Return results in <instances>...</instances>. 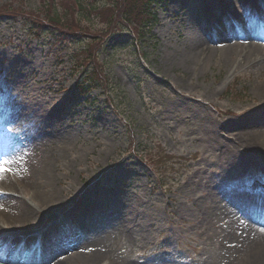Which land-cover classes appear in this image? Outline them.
<instances>
[{
	"label": "rangeland",
	"instance_id": "rangeland-1",
	"mask_svg": "<svg viewBox=\"0 0 264 264\" xmlns=\"http://www.w3.org/2000/svg\"><path fill=\"white\" fill-rule=\"evenodd\" d=\"M248 2L264 15V0H154L150 32L130 18L133 30L119 24L98 41L0 18V157L9 168L11 158L20 160L21 182L35 186L27 196L60 198L55 212L29 208L16 224L26 234L53 235L48 260L7 264H237L248 257L251 250L240 248L242 215L223 199L227 215L210 218L202 210L209 185L257 170L264 177L260 161H245L254 151L232 146L264 128V61L257 56L264 45L230 57L223 53L228 47L219 48L245 39L233 41L240 51L257 34L253 21L244 20ZM51 4L59 5L57 14L64 10L59 0ZM40 6L39 0H0L5 13ZM223 6L238 12L241 34L235 24L225 25ZM68 16L77 23L71 27L94 34L109 29L91 17ZM209 21L222 24V32L212 33ZM94 59L93 72L107 88L80 95L74 90L85 76L79 66ZM16 139L32 147L19 149ZM250 257L264 264V255Z\"/></svg>",
	"mask_w": 264,
	"mask_h": 264
},
{
	"label": "bare ground",
	"instance_id": "bare-ground-1",
	"mask_svg": "<svg viewBox=\"0 0 264 264\" xmlns=\"http://www.w3.org/2000/svg\"><path fill=\"white\" fill-rule=\"evenodd\" d=\"M224 7V6H223ZM228 9V8H227ZM221 11V16L225 19H228V16L232 14H237V11L234 10L233 12L229 10H226V6L223 9H220ZM210 23L208 22L207 26ZM203 29H205V25L203 24ZM205 33V30H203ZM264 35V30L261 31ZM209 33V31H208ZM261 33V34H262ZM206 34V33H205ZM193 35L196 37H201L200 31H197L193 33ZM205 36V35H204ZM208 35L206 34V37ZM211 38V34H209ZM202 39V38H201ZM201 42V41H200ZM199 42V43H200ZM250 46V48L248 47ZM223 46V45H222ZM223 47H228V49L223 52L227 56H233L237 54L238 52L242 51H248V48L250 51H256L251 47L249 43L247 45H242V50L239 51V45L235 42H229V44H224ZM244 49V50H243ZM263 50V49H262ZM264 51V50H263ZM257 52V51H256ZM262 52H258L257 56L264 61V54H261ZM257 135L256 132L253 134V131H249V136H247L249 139L245 141V137L239 139V142H235L233 146V150H240L243 147H247L248 149L254 151L256 155H251L247 154L245 157L247 158L245 161L246 163H252L253 165H257L256 163L259 162V167H262L264 169V128L261 129ZM32 147V146H31ZM29 150V149H27ZM237 153H234V155L230 158L228 161V166H231L233 164L232 162L235 160ZM33 154L31 153L30 156L25 160L26 167L25 170L28 166V164L31 162ZM45 159V157H44ZM20 160L17 159L15 156L11 158L9 163L13 165L12 167L9 168L10 172L14 173L16 172L15 169L19 166H16V163L19 162ZM46 159L44 160L45 164ZM48 165H51V162L49 159H47ZM47 164V163H46ZM45 164V165H46ZM40 165V164H39ZM249 165V164H248ZM38 171H42L44 168L41 166L37 167ZM3 172H0V260L5 261L7 264L11 260H17V261H26L28 259H31L32 257L37 260H48L50 257V252L53 247V236L49 235L45 238H42L44 241H46V245L48 248L45 250L43 254L39 255H32L30 258L24 256L21 257V254L19 251L21 249H27L29 252L36 253L38 251V248L40 246V242H37V246L34 244L36 242V237L34 233L31 234H26L27 232L23 231L18 225V223L22 222L23 220L27 219V216L25 215L26 212H29L30 209L32 208V212H39L46 210L47 211H56L55 204L60 200L59 197L57 196H50L48 197H43L37 192H33L30 195H26V192H32V187L33 184L30 183H20V182H13L9 175L5 176L2 174ZM30 178V177H29ZM261 180H258V179ZM257 179V181H255ZM28 180V176H27ZM7 182L11 184V186L7 185ZM226 181H224L225 183ZM249 183L250 187L253 188V190L257 189L261 192H264V189L262 185H264V177H261L259 174V170L257 172L255 171L254 173H250L249 176L247 177H235L231 183L228 185H224L223 190L220 189L222 187L221 185H209L207 188L202 191L205 192L206 194V200H207V206L203 208V215L208 216L210 218L216 217L217 214H225L221 207V201L223 199V205H226V201L238 209L246 208L247 205H255L258 203L259 200L264 201V199L261 198H245L242 196V192L240 191L239 186L245 185ZM22 187H25L24 190H21ZM246 187V186H245ZM247 190V189H246ZM21 191V193H20ZM248 191V190H247ZM22 195V196H20ZM25 195V196H24ZM18 196V197H16ZM221 199V200H220ZM205 200V199H204ZM203 200V201H204ZM31 203H33V207H31ZM252 207V206H251ZM201 210V211H202ZM236 210V209H235ZM243 226V223L240 224V227ZM32 231V230H31ZM30 231V232H31ZM29 233V232H28ZM35 233H39V231H35ZM257 235H254V238H252L249 235H242L243 238H241L243 245L240 247L242 249H249L251 251L245 252L244 257L248 255L246 259H244L241 256V260L239 258L236 259L237 264L241 261V264L248 263L253 264L257 258L250 257L252 255H258L262 254L264 255V233L262 231L256 230ZM37 236V235H36ZM233 238L238 239V237L234 234ZM41 239V236L38 237V240ZM255 239V241H253ZM247 244V245H245ZM234 248H238V246L233 245ZM45 248V245L42 246V249ZM33 249V250H30ZM239 249V248H238ZM53 250V249H52ZM18 252V253H16ZM232 253H234L231 250ZM16 253V254H14ZM26 257V258H25ZM258 260V259H257ZM68 264H71L69 262Z\"/></svg>",
	"mask_w": 264,
	"mask_h": 264
},
{
	"label": "trees",
	"instance_id": "trees-1",
	"mask_svg": "<svg viewBox=\"0 0 264 264\" xmlns=\"http://www.w3.org/2000/svg\"><path fill=\"white\" fill-rule=\"evenodd\" d=\"M39 1L42 3L41 10L39 11L26 12L21 9L22 13L26 14L35 30L39 29L42 30V32L45 30H56L66 36H69L71 32L75 31L83 36H88V38L93 41H98L100 37L107 34L110 30H120V28H118L119 24L124 23V25L132 28L130 18L135 19L137 17L140 29L142 28V25L143 27H147L151 24L153 19V17L149 15L150 0H143V3L140 4V6L139 3L141 0H114L113 6H108L106 9L103 7L107 6L105 1L107 2L108 0H59L60 6L64 8L60 14H57L58 12L55 11L59 5L51 4L54 0ZM0 11H5V9ZM10 11L16 10L8 8L7 12L9 13ZM69 11L83 19L91 17L94 18V20H100L103 24L106 23V25L109 26V29L94 34L88 30L90 28L71 27V25L77 23H75L71 17L69 18ZM104 13H106V15ZM83 30L88 31L84 32ZM72 36L80 37V35L77 34H73ZM87 50H90V47H87ZM88 63L96 64L95 59L93 61H88ZM79 67H83L85 69L84 71L87 72L90 85H95V83L101 82V78L95 74L98 69L96 65L95 69H89L88 64L84 66L81 64ZM94 70L95 72H93Z\"/></svg>",
	"mask_w": 264,
	"mask_h": 264
},
{
	"label": "snow or ice",
	"instance_id": "snow-or-ice-1",
	"mask_svg": "<svg viewBox=\"0 0 264 264\" xmlns=\"http://www.w3.org/2000/svg\"><path fill=\"white\" fill-rule=\"evenodd\" d=\"M8 171L7 168H5L2 164H0V172Z\"/></svg>",
	"mask_w": 264,
	"mask_h": 264
}]
</instances>
